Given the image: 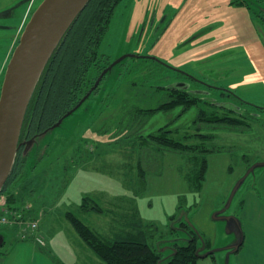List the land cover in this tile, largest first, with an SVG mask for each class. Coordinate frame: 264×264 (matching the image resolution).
Segmentation results:
<instances>
[{"label": "rangeland", "instance_id": "rangeland-1", "mask_svg": "<svg viewBox=\"0 0 264 264\" xmlns=\"http://www.w3.org/2000/svg\"><path fill=\"white\" fill-rule=\"evenodd\" d=\"M41 1L0 0V13L8 11L0 18V91L20 35ZM255 10L239 0H121L98 53L111 64L126 57L122 66L113 64L97 93L24 149L26 166L0 193L29 206L30 215L43 213L41 233L52 250L31 238L19 241L16 227L2 228L0 264H105L76 235L67 213L105 239L129 231L132 221L153 241L167 239L170 227L185 222L198 235L200 255L212 252L198 264H244L257 250L250 246L252 237L262 236L250 226L262 223L252 196L264 205L258 187L264 167L245 176L251 165L264 162V17ZM180 82L199 98L195 105L159 112L138 132L126 130L135 107L169 102L171 92L155 87ZM210 114L239 117L244 125L208 123ZM162 128L211 150L203 181L194 182L197 166L194 170L190 157L139 140ZM138 156L144 189L138 186ZM84 197L107 212L84 211ZM241 242L240 251L231 253ZM169 253L163 249L164 256Z\"/></svg>", "mask_w": 264, "mask_h": 264}, {"label": "trees", "instance_id": "trees-1", "mask_svg": "<svg viewBox=\"0 0 264 264\" xmlns=\"http://www.w3.org/2000/svg\"><path fill=\"white\" fill-rule=\"evenodd\" d=\"M120 1L90 0L69 28L50 57L31 96L21 127L20 143L23 144L33 136L51 127L65 113L74 108L90 91V96H92L100 90L105 78V75L102 77L101 75L111 64V61L100 55L98 48L108 30L114 10ZM239 2L249 10H252L255 5L257 9L255 13H262L264 17V5L260 1L239 0ZM151 60H154L160 67H164L160 61ZM119 65L121 67L122 63ZM93 69H96V75H93ZM97 81L99 82L96 85ZM129 84L132 85V88L138 86L135 81ZM155 88L170 91L172 95L169 102L162 103L153 109L135 107L136 109L128 115L129 122L126 130L129 132L140 131L146 125L145 121L159 112L166 113L177 107L190 108L199 99L196 95L175 86H158ZM255 108L261 109L256 106ZM226 110L231 111L230 109ZM205 119L208 123L224 121L231 128H239V126L244 125L239 117L229 115L218 117L216 114H210L205 116ZM122 121L125 122V119H122ZM170 133H173V131L162 128L146 137H140L139 140L142 144L156 145L159 149L179 152L186 158L190 157L191 163L194 164V170L197 166L196 171H194L196 174H193L194 177H192L196 184L200 183L203 181L207 169L205 156L211 150L202 143L187 144L173 138ZM198 137L201 139L206 138L204 135H198ZM22 147L24 146H20L18 149L11 175L6 184L23 167L22 162L25 158H23ZM140 162L138 156L136 167L137 177L139 178L138 186L139 189H144L142 180L145 171L142 169ZM16 202V199L9 195L7 202L9 206ZM81 209L100 214L107 212L94 199L88 197L82 199ZM65 218L81 241L105 264H198V259L202 258V255L196 249L198 235L185 222H180V225L169 228L168 235L177 238L167 240L158 238L153 241L139 221L129 223V231L119 233L112 239H105L95 233L75 214L67 213ZM184 235L188 238L185 241L182 239ZM182 240L186 243L180 244ZM159 243L169 244L168 247L164 248L170 250L169 255H163L162 247L158 248Z\"/></svg>", "mask_w": 264, "mask_h": 264}, {"label": "water", "instance_id": "water-1", "mask_svg": "<svg viewBox=\"0 0 264 264\" xmlns=\"http://www.w3.org/2000/svg\"><path fill=\"white\" fill-rule=\"evenodd\" d=\"M89 1L42 0L20 35L18 45L7 64L0 91V192L11 175L20 146L26 149L37 137L58 126L90 96L91 91L51 127L23 144L19 142L22 123L34 89L50 57ZM7 14L8 11L0 13V18ZM124 59L110 64L101 77L113 64L123 63ZM24 154L25 150H23V158ZM256 167H264V162L251 165L245 176L253 172ZM4 242L5 238L0 234V247ZM241 244L242 242L232 247L230 252L237 253ZM211 253H207L202 258Z\"/></svg>", "mask_w": 264, "mask_h": 264}, {"label": "built area", "instance_id": "built-area-1", "mask_svg": "<svg viewBox=\"0 0 264 264\" xmlns=\"http://www.w3.org/2000/svg\"><path fill=\"white\" fill-rule=\"evenodd\" d=\"M8 197H0V229L16 227V233L21 240H27L38 231V222L31 213V209L27 205L14 203L9 206ZM13 226V227H12ZM34 233V234H33ZM38 244L43 242L34 238Z\"/></svg>", "mask_w": 264, "mask_h": 264}, {"label": "crops", "instance_id": "crops-1", "mask_svg": "<svg viewBox=\"0 0 264 264\" xmlns=\"http://www.w3.org/2000/svg\"><path fill=\"white\" fill-rule=\"evenodd\" d=\"M261 177H264V175ZM258 187H259V190L261 193V197H262V199H264V179H262L259 182ZM259 198L260 197L253 195L252 196V202L254 203V207L257 209V215L256 216H258V215L262 216L261 217L262 223L258 224L256 222H253V224L250 226L259 228L262 236L260 237L261 240H258L257 237H252L253 240H251L250 246H251V248H255L257 250L255 252H252L249 257L248 256L244 257V259H243V262H245L244 264H264V205L261 204V201L259 200ZM43 216H44L43 213L42 214L40 213L39 215L36 214L34 216V218L37 220L39 225H38V231L33 235L34 238L40 239L43 242V244L40 245V244L36 243V241L33 239L31 240V242H34L36 245H39V246L44 247V248L47 247V249L49 251H51L52 247L50 245V241H48V245L46 246V242L43 238L44 233L43 232L41 233V226L40 225H41V221H42ZM40 218H41V221H40ZM255 220L257 221L256 217H255ZM258 226H261V227H258ZM19 241H21V240H19ZM27 241H30V240H27ZM21 242H23V241H21ZM16 247L17 246H15L14 249ZM239 256H240V254L237 256V259L239 258ZM59 264H61V263H59ZM73 264H75V263L73 262Z\"/></svg>", "mask_w": 264, "mask_h": 264}, {"label": "flooded vegetation", "instance_id": "flooded-vegetation-1", "mask_svg": "<svg viewBox=\"0 0 264 264\" xmlns=\"http://www.w3.org/2000/svg\"><path fill=\"white\" fill-rule=\"evenodd\" d=\"M176 88H182V89H184V90H186V91H188L189 93H190V91H189V89H188V85L186 84V83H177V84H175L174 85ZM208 93L209 92H203V95H205L206 97H207V95H208ZM203 98H205V97H203ZM206 99H208V98H206ZM214 104H215V107H217L219 110H224V109H228V106H226L225 104H223V103H215L214 102ZM236 111V110H235ZM26 138V137H25ZM22 149V152H23V149H24V147H22L21 148ZM21 160H22V158H21ZM20 160V161H21ZM23 164H22V166L24 167V166H26L25 164H26V160H24L23 162H22ZM181 224V223H180ZM179 224V225H180ZM173 227V226H172ZM172 227H170V228H172ZM176 227V226H175ZM169 232V231H168ZM172 238H177V237H174V236H170V235H168V238L167 239H172ZM167 239H165V240H167ZM182 239H184V241L185 240H187L188 238L186 237V235H184L183 236V238ZM183 240L180 242V244L182 243V244H185L186 242H184ZM197 243H198V241H197ZM163 244H166V243H163ZM243 244V243H242ZM169 245V244H168ZM168 245L167 246H163L162 248H161V246H159L158 245V248H161V250L162 249H164L165 247H168ZM242 246V245H241ZM241 246L239 247V249H238V251H237V253L240 251V248H241ZM196 249H197V252L200 254V252L198 251V244L196 245ZM169 255V254H168Z\"/></svg>", "mask_w": 264, "mask_h": 264}]
</instances>
